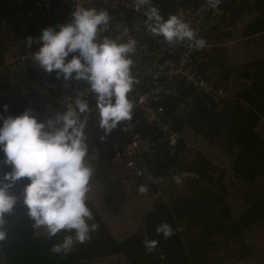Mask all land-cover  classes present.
Here are the masks:
<instances>
[{
  "label": "trees",
  "instance_id": "1",
  "mask_svg": "<svg viewBox=\"0 0 264 264\" xmlns=\"http://www.w3.org/2000/svg\"><path fill=\"white\" fill-rule=\"evenodd\" d=\"M6 2L8 17L13 15L14 20L10 23L4 19L0 25L3 119L15 118L31 109L37 121L43 122L65 110L64 95L81 92L86 84L73 80L65 87L62 78L56 79L55 73H45L32 62V54L41 45L34 42L27 47L25 42L28 37L37 40L48 27L57 31L67 7L56 3L52 10L58 16L43 18L41 12L35 14L39 10L36 0ZM204 2L152 0V6L167 19L178 9L198 7ZM96 9L106 10L111 17L109 31L102 36H108L113 27H132L139 20L123 8L101 5ZM240 21L243 24L237 28ZM237 29L241 31L235 32ZM195 30L205 40V47L190 52L192 63L188 67L193 64L203 73L210 90L203 92L186 77L174 79L154 103L163 108L166 125L179 135L176 144L172 146L171 138L160 129L146 128L139 115L138 131L155 145L140 159L149 176L133 184L129 175H120L126 160V139L120 124L101 140L104 133L98 127L95 100L91 98L86 133L88 162L95 168L91 187L96 197L88 198L87 206L98 229L88 242L75 243L68 254L53 253V245L61 243L67 233L62 231L49 239L42 229L33 227L22 203L21 194L28 183L27 178H22L11 190L19 201L12 214L6 216L8 235L0 242V264H100L110 260L118 264H228L248 258L258 263L245 244V236L253 229H264V0H221L218 10L211 8L204 23ZM232 42L243 43L247 55L239 53L238 59L228 49ZM173 49L183 47L175 45ZM10 58L20 64L13 63L9 71L2 69ZM219 89L221 95L217 93ZM165 92L168 93L163 95ZM186 136L203 149L188 156L183 143ZM209 151L219 153L227 166L212 161ZM4 159L0 151V177L11 171L10 166L3 164ZM182 173L186 174L183 182L171 189V184H176L173 177ZM158 179L162 181L160 194L152 184ZM137 185L154 189L137 197L141 207L130 212L136 227L116 235L109 220L121 226L126 215H115L127 204H133V199H127L125 187L139 189ZM146 198L151 199V205L144 210ZM238 211L242 212L237 214ZM163 223L174 230L168 239L156 232ZM177 227L181 230L175 231ZM151 240L159 243L149 252L145 242Z\"/></svg>",
  "mask_w": 264,
  "mask_h": 264
},
{
  "label": "clouds",
  "instance_id": "2",
  "mask_svg": "<svg viewBox=\"0 0 264 264\" xmlns=\"http://www.w3.org/2000/svg\"><path fill=\"white\" fill-rule=\"evenodd\" d=\"M206 2L218 10L221 0ZM80 5L71 13L70 23L65 24L64 16L57 31L48 27L37 40L28 37L25 42L27 47L34 42L41 45L32 54V62L45 73H55L56 79L62 78L66 82L65 87L67 82L83 81L88 85L87 89L77 92L74 102L67 105L66 110L43 122H38L31 109H26L20 116L3 119L0 126L3 164L11 167L10 172L0 177V242L8 235L6 216L12 214L19 201L11 190L18 181L27 178L28 183L21 194L27 217L33 227L42 229L49 239L62 231L67 233L61 243L51 248L53 253L65 255L72 251L75 243L88 242L98 229L87 206L95 168L88 162L86 129L92 109L85 95L90 94L95 100L96 120L104 133L103 140L121 122L132 119L135 103L129 94L138 83L132 74V56L136 53L137 41L129 38L119 42L101 35L109 31L111 17L106 10H97L96 6L112 4L99 1L89 9ZM132 6L137 12L147 9V31L162 37V42L168 45L188 42L195 48L205 47V40L180 15H170L165 20L159 9L152 6V0H133ZM66 7L67 13L69 7ZM39 12L43 18L58 16L52 8L50 13L38 10L35 14ZM207 15L203 13L199 21ZM176 142L177 138L173 136L170 144L174 146ZM185 175L174 176V182L182 183ZM148 191L143 185L138 189L140 194ZM180 230V227L175 229ZM156 232L165 239L174 235L173 228L167 223L158 226ZM158 243V240L146 241L145 246L151 252Z\"/></svg>",
  "mask_w": 264,
  "mask_h": 264
},
{
  "label": "built area",
  "instance_id": "3",
  "mask_svg": "<svg viewBox=\"0 0 264 264\" xmlns=\"http://www.w3.org/2000/svg\"><path fill=\"white\" fill-rule=\"evenodd\" d=\"M99 1L110 3L111 0H36V6L44 13H50L52 5L55 2L64 7L68 6L69 10L64 15L65 24H68L71 22V13L75 10L77 5L81 4V7L89 9L94 8V4ZM132 5L133 0H126L123 8L131 10L135 14L138 13L141 16V21H136L132 27H128L124 24L126 27H122L116 31L110 38L119 40V42H126L129 38L137 41L135 53L137 56H132L134 61L132 74L138 83L133 86V91L129 94V98L134 101L135 107L133 109L132 119L120 123V131L130 138L129 144L125 147V165L134 177H141L143 170L137 164L136 159L140 158L146 150L152 148L155 143L148 138H144L138 131L137 126L140 124L139 115L143 117L147 125L146 128L156 127L160 129L164 135H173V131L170 130L164 122L166 120V115L163 108L154 106V103H157L159 98L162 97L161 94L165 91L166 87L170 85L174 79L186 77L193 85L201 87L203 92H208L210 88L207 87L203 78L188 72V65L192 63L190 52L193 51L195 47L185 42L180 44L183 49H180L177 53L173 49H167L165 52L164 49L166 47L171 48L172 46L166 43L163 45L158 44L157 40H162V37L153 36L147 31L145 15L147 9L145 8L137 12L134 11ZM205 12L206 10L186 12L180 10L178 15L187 23L190 22L189 20L198 23ZM172 55L175 57L174 59H172ZM166 93L168 92H165L163 95ZM217 93L221 95L222 90L219 89ZM75 96L76 93L63 96L65 109L67 105L74 102ZM85 98L89 102L93 97L90 94H86Z\"/></svg>",
  "mask_w": 264,
  "mask_h": 264
},
{
  "label": "rangeland",
  "instance_id": "4",
  "mask_svg": "<svg viewBox=\"0 0 264 264\" xmlns=\"http://www.w3.org/2000/svg\"><path fill=\"white\" fill-rule=\"evenodd\" d=\"M1 6H3V7L0 8V9H2L1 15H0V25H1V23H2V21L4 19L5 20L7 19L10 23H12L14 18H13V15H10L8 17V13L6 11L8 10L9 6H8V3L6 2V0H0V7ZM35 11H36V9H35ZM243 20H244V22H247L245 19H243ZM189 21H190V26L193 29H196L197 27H200L204 23L205 19L203 21H199L198 23H195L192 20H189ZM242 24H243L242 21L238 22L237 28H240L242 26ZM234 31L235 32H239V31H241V29H237V30H234ZM233 34L235 35V33H233ZM2 37H4L3 34L1 36V38ZM234 40H237V37ZM157 43L158 44H162V45L164 44V42H162L161 39L157 40ZM171 46H172L171 48L166 47L164 49V51L166 52L167 49H173L175 45H171ZM228 49L230 51L233 50L235 55L237 56V58L240 57L239 53H244V55H247L245 53V49H247V48L241 42L229 43L228 44ZM173 50L177 53L180 49H173ZM136 56H137L136 54L133 55V57H136ZM171 57H172V59L175 58L173 55ZM238 59H241V58H238ZM13 63H16L17 65L20 64V62H17L16 59H11L10 58L8 63L2 69H8V71L10 69L12 70L11 66H13ZM9 66H10V68H9ZM188 70L193 72L195 75H198L201 78H203V73H200L195 65L191 64L188 67ZM17 80H19V79L17 78ZM3 111H4V107L0 104V126H2V119L4 117L3 116V113H4ZM262 133L264 134V132H262ZM184 139H185L184 142H183L185 144L184 148L188 149V151L186 153L188 156H191L193 152H195L196 150H198L199 148L202 147L200 144H198L196 142L195 143H191L189 141V139L187 138V136ZM201 149H203V148H201ZM203 152L206 153L205 151H203ZM209 153H210V151H209ZM209 153H208V155L211 157L212 161H214L215 163H217V164H219L221 166H224V167L227 166V164L224 161V158L221 155H219V153H216V152L215 153H210V154ZM208 155H206V156H208ZM141 169L143 170L142 176L141 177H134L132 175L131 171L127 168V166L125 165V162H124V165H122V170H121L120 175H123V176L129 175V177L132 179V183L135 184L138 179L146 178V177L149 176V175H147V171H146V168L144 166H142ZM152 184L154 185V188H156V191H158V193H159L160 187L162 185V181L160 179H158L156 181L154 180ZM148 185H146V187L148 189H154L153 187H150ZM176 185H177V183L176 184H171V189L175 188ZM137 186L140 187L141 185H137ZM125 188L124 189L126 191L127 199L128 200L129 199L130 200L133 199V202H132L133 204H131V203L127 204V206L124 209H122L121 212H119V213H117L115 215V217H118L121 214H125L126 215V218L120 222L121 226H116L112 221L109 220V225H110L111 231L114 232V234H116V235L118 234L117 232L122 233L123 231H127V230H130V229H133V228L136 227L137 224L134 222V218L130 217V212H131V210L133 208L139 209L141 207L139 205V203L137 202V197L144 196V194H140L138 192V189H130L128 187H125ZM88 197L90 199H92V200H95L96 194L94 192V187L93 186L91 187V191L88 193ZM141 204L143 205L142 201H141ZM150 205H151V199L150 198H146L145 205H143L144 210L148 209L149 208L148 206H150ZM96 206H97V208H99L98 205H96ZM241 212L238 211L237 214H239ZM106 220H108V218H106ZM250 233L251 234H248L247 236H245V244H246V246H248V248H250L252 250L253 256L256 258V260L258 262L257 264H261L262 262H260V261H264V229H261V230L253 229V230L250 231ZM100 264H118V262L117 261L112 262L110 260V261H105V262L102 261ZM228 264H254V262L251 260V258H248V259L240 261V262L232 261V262H230Z\"/></svg>",
  "mask_w": 264,
  "mask_h": 264
},
{
  "label": "water",
  "instance_id": "5",
  "mask_svg": "<svg viewBox=\"0 0 264 264\" xmlns=\"http://www.w3.org/2000/svg\"><path fill=\"white\" fill-rule=\"evenodd\" d=\"M126 0H111L110 1V3L112 4V8L113 9H116V8H123L124 7V2H125ZM124 9V8H123ZM180 10H182V12H186V11H198V10H206V13L209 15L210 14V12H211V7L207 4V2H204L203 4H201L200 6H198V7H191V8H187V9H178L177 10V12H176V14L175 15H178V12L180 11ZM160 14H161V16H162V12L160 11ZM137 16H138V18H139V20H137V22H140L141 21V16L137 13ZM166 20V19H165ZM122 27H126L124 24H121V25H119V26H117V27H113L112 28V31H111V33L108 35L109 37L110 36H113L114 35V33L116 32V31H118L119 29H121ZM88 85L87 84H85V86L81 89V92H83V90L87 87ZM202 89V88H201ZM78 91H72V92H69L68 94H70V93H77ZM91 100V99H90ZM66 110V109H65ZM147 126V125H146ZM145 126V127H146ZM169 129L170 130H172L173 131V135L172 134H170V135H166V136H168L169 138H172L173 136H175V137H179V135H177L175 132H174V130L173 129H171L170 127H169ZM121 132V131H120ZM122 133V132H121ZM142 135V134H141ZM123 136H124V138L126 139V144L124 145V149H123V151H124V157L126 158V153H125V147H126V145H128L129 144V137H127V136H125L124 134H123ZM141 140V139H140ZM142 141V140H141ZM155 145V144H154ZM147 151V150H146ZM146 151L142 154V156L141 157H143L144 156V154L146 153ZM141 157L140 158H137L136 159V162H137V164L139 165V167L140 168H142V166H143V164L141 163V161H140V159H141Z\"/></svg>",
  "mask_w": 264,
  "mask_h": 264
}]
</instances>
